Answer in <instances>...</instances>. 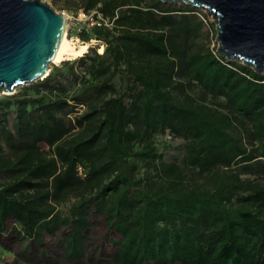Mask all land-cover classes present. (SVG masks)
Masks as SVG:
<instances>
[{"label":"trees","instance_id":"1","mask_svg":"<svg viewBox=\"0 0 264 264\" xmlns=\"http://www.w3.org/2000/svg\"><path fill=\"white\" fill-rule=\"evenodd\" d=\"M76 2L103 51L0 98V242L65 229L89 264L96 215L119 235L101 264H264V74L206 45L191 5Z\"/></svg>","mask_w":264,"mask_h":264},{"label":"water","instance_id":"2","mask_svg":"<svg viewBox=\"0 0 264 264\" xmlns=\"http://www.w3.org/2000/svg\"><path fill=\"white\" fill-rule=\"evenodd\" d=\"M205 10L216 24L218 53L264 74V0H161ZM67 18L41 0H0V98L45 79Z\"/></svg>","mask_w":264,"mask_h":264},{"label":"rangeland","instance_id":"3","mask_svg":"<svg viewBox=\"0 0 264 264\" xmlns=\"http://www.w3.org/2000/svg\"><path fill=\"white\" fill-rule=\"evenodd\" d=\"M48 3L58 13H64L67 18V38L74 51H80L82 46L97 47L99 52L103 51V43L98 40H92L89 43H84L80 38V31L84 28H91L96 23L93 12L86 13L84 10L77 7V0H41ZM166 4V3H165ZM182 8L187 4H166ZM179 18L180 15L176 14ZM191 21L202 20L201 38L206 45L218 48L216 24L213 16L209 15L205 10L199 9L198 12L189 15ZM204 19L207 20L205 22ZM106 25L111 27V24L106 21ZM102 50V51H101ZM88 51V50H87ZM81 57L80 55L68 52L63 55L61 61L50 64L51 71L54 67L60 65L64 60H74ZM21 87L17 88L16 93ZM4 96V95H3ZM169 139V138H168ZM159 137L158 142H161ZM172 149L166 151L165 159L175 160L181 159L179 147L182 144L180 139L175 140ZM248 177V176H243ZM67 210V207L64 208ZM66 230H61L54 235L44 234L45 247L38 243L26 241L25 243L15 240L12 235H6L0 242V264H70L63 255L62 238L66 234ZM88 239L86 243V252L83 260L89 264H101L104 260H111L112 254L116 250L112 242L119 239V235L115 232H107V226L102 217L93 215L92 225L88 229Z\"/></svg>","mask_w":264,"mask_h":264},{"label":"bare ground","instance_id":"4","mask_svg":"<svg viewBox=\"0 0 264 264\" xmlns=\"http://www.w3.org/2000/svg\"><path fill=\"white\" fill-rule=\"evenodd\" d=\"M67 31L65 32L64 36H63V40L56 52V54L54 55L53 59L51 60L52 63H57L59 61H61V59L63 58V55L65 53H68V52H73V54H77V55H80L82 56L84 53L87 52L88 50V47L87 46H82V49L80 51H74L70 45V42L67 38ZM102 51V50H101ZM50 62V64H51Z\"/></svg>","mask_w":264,"mask_h":264},{"label":"built area","instance_id":"5","mask_svg":"<svg viewBox=\"0 0 264 264\" xmlns=\"http://www.w3.org/2000/svg\"><path fill=\"white\" fill-rule=\"evenodd\" d=\"M203 20L205 21V22H207V20L206 19H204L203 18ZM93 24H95V23H93ZM216 40H217V38H216ZM218 42V41H217ZM215 47V44H213L212 45V47L211 48H214ZM218 49V48H217ZM218 52V51H217ZM219 54V53H218ZM169 138V139H168ZM165 139H168V140H170L171 139V136L167 133V135H166V137H165Z\"/></svg>","mask_w":264,"mask_h":264}]
</instances>
